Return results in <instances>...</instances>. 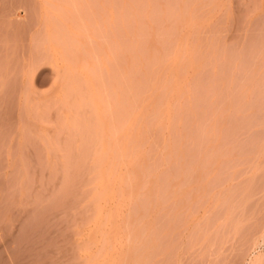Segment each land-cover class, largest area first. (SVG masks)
I'll return each mask as SVG.
<instances>
[{
	"label": "rangeland",
	"instance_id": "1",
	"mask_svg": "<svg viewBox=\"0 0 264 264\" xmlns=\"http://www.w3.org/2000/svg\"><path fill=\"white\" fill-rule=\"evenodd\" d=\"M190 2L199 23L185 40L198 64L170 121L148 127L142 143L137 178L147 196L146 177H157L158 207L140 214L145 195L124 207L105 263L83 231L87 169L105 164V50L121 69L108 60L111 74L131 67L141 45L165 53ZM107 4L115 17L105 26ZM141 225L154 247L134 238ZM263 232L264 0H0V264H88L94 252L91 264H252Z\"/></svg>",
	"mask_w": 264,
	"mask_h": 264
},
{
	"label": "bare ground",
	"instance_id": "2",
	"mask_svg": "<svg viewBox=\"0 0 264 264\" xmlns=\"http://www.w3.org/2000/svg\"><path fill=\"white\" fill-rule=\"evenodd\" d=\"M190 3L192 5V2H190ZM187 5H186V8L188 10L185 9V12L187 11L188 14L184 12L185 14L180 13L181 16H176L177 17V19L175 21V22H177V26L175 27L176 31H174V33H172V34H170L171 33L170 32L168 35L172 36V37L166 38L167 39L166 41L169 42V40H170V41H172V44H173L172 48L170 45L168 50L166 49L168 52L164 51L165 53H163V51H161L158 48L160 51L157 50L156 51L157 53H150L149 52L147 54L145 52L146 50H144V48H143L146 45L138 44L139 40L138 41L136 40L137 44L141 45L139 47H140L142 53L136 52V54H137L136 58L134 56L136 61H134V59L132 60V63H133V66L131 63L132 68L129 67V65H127L128 67L125 68L126 69L125 72L122 70L123 72L111 74L110 72H112L113 67L110 68V63L108 62L110 55H109V53L106 55L107 50H105V139H104L105 164H102V165H99L96 167L94 166V167H91L90 169H87L90 173V179H89L90 182H88L89 183V192L87 193V200L90 203L92 213H91L90 219L88 221V225H86L84 227V230H83L86 237H87V243L85 246H87V247H93L94 246L97 251L101 250L102 252L101 251L100 252L103 255H105V263H107L113 259V256H114L113 252L116 249V246H117L116 244H118V241H119L118 238L121 237L120 235L122 232L121 231L122 227H121V221H120L121 219L120 218H122L121 216L123 214L124 207L127 204H130V202L135 201V199L137 197L138 198L141 197V195H142V197L140 199H143L144 195H145V192L141 191V184L142 183L141 182L139 183V178L141 177V176H139V173L141 170L140 168L142 166L141 164L143 163V158H144V154H145L143 151L144 148L142 147V145H143L142 143L144 142V139H146L145 138L147 135L146 130L148 129V127L159 129L161 127H164V125L170 121L171 101H173V98H175V96L178 97L180 92H182L181 90L184 89L183 88L184 82L187 80L189 72L194 71L197 64H198L197 58L195 59V56H194V50H193L194 47L193 46L190 47L189 46L190 44L188 45V43L185 40V36L191 27H193L194 25L199 23L198 22L199 19L197 20L195 18V17H199V14L194 13V11L196 12V10H197V9H195V6H196L195 4L190 6V7H193L192 9L189 7V4H187ZM112 9L113 8L111 7V5H108L105 7V26L108 23L113 22V17H115V16L113 14ZM193 9H195V10H193ZM183 10H184V8H183ZM183 10H182V12H183ZM191 10H193V13ZM134 13H136V12H134ZM145 13H146V14H144L145 16L148 15L147 14L148 11ZM137 14H136V16L138 17ZM186 14H187V16L184 19ZM133 17H134L133 18L134 22L135 21L137 22L138 19L135 18V14ZM147 17H149V16H146L145 18H147ZM131 20H132V18H131ZM147 20H150V19L147 18ZM149 22H151V21H149ZM148 24H150V23H148ZM151 24H153V23L151 22ZM113 25L114 24H112V26ZM125 25H126V23H125ZM125 25H123L124 28H125ZM175 25H176V23H175ZM112 26H110V28ZM181 27L184 29V32L181 30L182 29ZM107 28H109V27L107 26ZM122 30H123V28H122ZM179 30H181L180 32H183V33L180 34ZM126 32H128V31L126 30ZM168 38H169V40H168ZM114 39H115V34H114ZM169 43H171V42H169ZM105 44L107 46L108 43H105ZM134 47H135L134 50H137L136 48H139L136 46H134ZM141 47L143 48L145 53L142 51ZM109 48H110V50H109ZM109 48L106 47V49H108L109 52L112 54L113 52L111 51V47H109ZM160 48H163V47L161 46ZM191 48H192V50H191ZM134 50H131V51L134 52ZM128 52H129V50H128ZM151 52H154V51L152 50ZM124 54L127 55L126 52ZM108 55H109V57H108ZM130 55H131V53H130ZM130 55H128V56L132 57L133 53L131 56ZM134 55H135V52H134ZM111 57H114L113 54L111 55ZM124 57H126V56H124ZM116 58H118V57H116ZM123 59L124 58H121V61H123ZM109 61H111L112 64H114V66L116 65V63H114L115 60H112V58ZM127 64H128V62H127ZM119 65H122V64H119ZM117 66H118V63H117ZM119 67H116V68L120 69ZM127 68L128 69L131 68V71L130 70L128 71ZM113 69L115 71V68H113ZM123 69H124V66H123ZM136 70H137V72L138 71L143 72L144 76H145V79L142 82H140L141 80L138 81V83L140 82L139 85H136L135 83H133V82L137 83V81L132 80L134 78H131L132 73H135ZM120 71H121V69H120ZM141 74H139V75H141ZM135 75L137 78L140 77L137 74H134L133 76H135ZM144 76H143V78H144ZM69 81H70L69 85L72 87L71 89L75 90L76 86L78 85V80L75 77H71L69 79ZM156 95H159V98L155 97ZM155 98H157L158 100ZM95 102L97 104H99L98 99H95ZM79 103L81 104V102H79ZM149 114H150V116H149ZM209 143H211V142H209ZM210 145H212V144H209V146ZM168 147L170 148V145ZM145 158H146V155H145ZM145 163H144V166H142V169L144 167L143 170H146L145 169V167H146ZM68 168L70 171L72 169H74V167L73 168L68 167ZM68 168H67V170H68ZM198 169L199 168H197V169L195 168V170H198ZM69 170L67 172H65V174L67 173L66 175L69 174ZM76 170H74V173L76 172ZM193 170H194V168H193ZM196 172L198 174V171H196ZM194 173H195V171H194ZM69 175H72V174H69ZM140 175H141V173H140ZM145 175H147V174H145ZM180 175H181V173H180ZM138 176H139V178H137ZM195 176H194V178H195ZM68 177H70V176H68ZM143 177H145V176H143ZM146 178H148V179H146L147 182L145 181L144 186L146 183H148L146 185L147 186L146 188L148 189L150 194H147V196L145 195L147 199H145V198L144 199L147 201H145V200L144 201L146 203L147 202L148 203H147V205L144 206L145 208L143 207V212L140 214H145V210H149V214L151 213V211L153 213V211H155L154 208L158 207L157 206L158 196H156L157 197L156 198L154 195L155 193H153V190H152V188L154 187L153 184H155L157 181V179L155 180V178H157V177L154 178L153 175L149 173ZM197 178H196V181L198 180ZM141 179H143V178H141ZM177 181H178V179H177ZM186 182H188V181H186ZM190 183H191V181H190ZM171 184H172V181H171ZM200 184L201 183H199L198 185H200ZM148 185H149V187H148ZM192 185H194V184H192ZM195 186H196V184H195ZM158 188H160V187H158ZM148 191H147V193H148ZM178 191L180 192V190H178ZM184 191H185V189H184ZM181 193H182V191H181ZM203 194H205V193H203ZM199 196H202V195H199ZM199 196H197V197H199ZM180 197H181V195H180ZM181 198L183 199V195ZM159 200H160V198H159ZM140 203H141V201H140ZM143 204L141 203L142 206H143ZM161 204L163 205L164 203H161ZM139 208H141V207H139ZM159 209H161V208H159ZM146 213H148V212H146ZM144 216H146V215H144ZM128 217H130V215ZM140 222H142V221H140ZM140 222H138V223H140ZM169 222H170V220H169ZM173 222H174V220H173ZM126 223H127V220H126ZM124 225H125V223H124ZM133 225H134V222H133ZM142 226L143 225L135 226V228H133L134 229L133 232L135 233V236L133 235L134 238L136 237V239L138 238V240L141 239L142 241H140V242L137 241V242L138 243L142 242L144 245H146L147 248L151 247V246L154 247L153 245H155V244L152 241H157V240H155V239H157V237L155 236L154 240L151 239L152 241L151 240L147 241L143 237L145 239V240H143L141 235H140L141 234L140 229ZM147 227H148V225H147ZM146 230H148V229H146ZM166 230H169V229H166ZM128 232L129 231L127 230V233ZM164 232H165V230H164ZM263 234H264V232H263ZM128 235H129V233H128ZM128 235H127V237H128ZM257 242H259V241H257ZM131 245H132V247L133 246L136 247V241L131 243ZM131 245L129 247H131ZM96 255H98V254L95 252L92 254H89L88 264H91L92 262H94L96 260ZM255 255H256L255 258L252 259L251 263L252 264H264V253L262 252L259 255H257V254H255Z\"/></svg>",
	"mask_w": 264,
	"mask_h": 264
}]
</instances>
